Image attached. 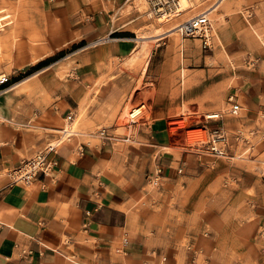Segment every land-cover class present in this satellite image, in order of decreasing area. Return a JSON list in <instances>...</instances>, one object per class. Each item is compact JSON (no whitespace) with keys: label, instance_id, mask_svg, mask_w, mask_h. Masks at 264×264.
<instances>
[{"label":"rangeland","instance_id":"374dc122","mask_svg":"<svg viewBox=\"0 0 264 264\" xmlns=\"http://www.w3.org/2000/svg\"><path fill=\"white\" fill-rule=\"evenodd\" d=\"M65 1L73 2L77 12L103 11L111 28L131 39L126 40L123 57L102 64L89 79L78 77L76 64L84 43L72 42L74 24L59 8ZM189 1L183 17L160 24L144 0H0V72L11 76L8 88L13 87L0 96V131L11 137L13 146L28 151L20 155L22 160L53 142L71 111L76 119L72 127L79 134L69 142L75 147L105 148L110 156L103 171L110 177L123 174L127 162H141L146 148L156 154L150 173H155L159 157L185 162L173 177L163 176L155 183L148 174L136 186L125 239L143 249L148 264H264V95L250 100L237 76L241 72L247 73L246 78L253 72L264 76V0H223L209 14L212 49L196 48L190 62L181 59L178 31L171 45L169 36L135 40L215 4V0ZM248 21L261 41L256 38L247 44L225 32L233 24L247 26ZM216 23L224 28L221 38L234 68L216 52L220 43ZM154 49L159 55L145 76ZM159 61L160 73L152 75ZM133 91L134 100H149L147 119L134 133L136 142L102 146L97 130L114 128L132 105ZM230 94L241 106L235 115L227 113ZM115 107L117 112L106 114V109ZM218 111H223L220 120H203L205 113ZM93 118L88 127L86 122ZM158 121L162 132L154 134L153 123ZM177 121L184 125L179 127ZM200 125L207 127L205 140L213 139L212 133L221 137L215 145L223 147L226 156L193 153L194 142L184 141V133ZM10 168L0 169V182H10L6 175Z\"/></svg>","mask_w":264,"mask_h":264},{"label":"crops","instance_id":"0c3cea01","mask_svg":"<svg viewBox=\"0 0 264 264\" xmlns=\"http://www.w3.org/2000/svg\"><path fill=\"white\" fill-rule=\"evenodd\" d=\"M59 8L74 24L72 42L84 43L76 64L78 77L89 79L102 64L125 55L127 41L131 39L114 36L113 33H118L117 29L111 28L103 11L86 9L77 12L71 1H65ZM229 9V6L225 7L228 13ZM233 20L236 22L235 18ZM247 24H233L225 32L231 37H241L247 44L256 38L261 41L252 23L248 21ZM217 26L220 43L216 52L234 68L221 38L224 28L219 23ZM157 54V49H154L147 61L145 76L152 72V61ZM155 64L158 68L153 70L152 75H159L163 63L159 61ZM245 75L246 72H241L237 76L242 77L240 87L245 89L250 100L263 96L264 76L258 72H253L248 78ZM118 110L119 107L108 108L106 114H114ZM95 119L87 121L86 125L92 126ZM161 128L162 122H154L152 131L158 134L162 132ZM152 144L150 146L156 147ZM105 151L103 147L100 150L89 146L79 148L67 142L48 154L55 160V165L49 176L39 174L31 183L32 187L0 182V264L149 263L143 249L125 238L129 203L136 186L151 172L153 149L146 148L145 153L140 154L141 162H127L124 173L114 177L103 171L110 156ZM27 152L21 145L13 146L11 137L0 131V169L14 167L21 161L20 155ZM159 158L157 167L167 178L173 177L175 170L186 164L183 161L179 163L172 156ZM16 245L28 251L21 254ZM165 258L163 256L160 260L163 262Z\"/></svg>","mask_w":264,"mask_h":264},{"label":"built area","instance_id":"2783aa9c","mask_svg":"<svg viewBox=\"0 0 264 264\" xmlns=\"http://www.w3.org/2000/svg\"><path fill=\"white\" fill-rule=\"evenodd\" d=\"M147 5L148 13L158 20H168V19H180L185 14L186 10L182 7L180 0H144ZM211 21L208 16L207 11L203 13H198L189 17L188 19L181 22L179 25V34L181 38L180 44V56L182 61L190 62L194 55L196 48L200 51L206 52L212 49L211 41ZM187 42H190V47L188 48ZM182 63V62H181ZM182 67L180 68V70ZM11 76L6 73L0 72V96L8 88L10 84ZM227 102L229 103V109L227 113L230 115H235L240 111V104L237 101L235 95L230 94L227 97ZM149 106L148 98H141L136 103L132 104L130 108L125 112L123 117L119 119L118 123L115 124L112 130L109 127H101L97 130L99 139L102 141V145L108 144L114 146L118 142H123L126 144L134 143V133L138 127L144 123L147 119L146 111ZM223 111H218L210 113L209 115L204 114L203 120H220L223 116ZM74 114L68 111L64 116L65 123L59 128V135L52 141L47 143V145L34 153L29 158L22 159L17 165L11 167L7 170L6 175L9 178L10 184L19 185H30L39 174L43 176H49L52 167L55 165V160L48 157V154L55 152L62 144L69 142L71 137H76L79 132L71 129V123L73 121ZM169 123V122H168ZM167 123V130L169 131L170 125ZM202 129L206 130L205 125L195 126L186 129ZM120 129V133H116V130ZM217 133V132H214ZM213 136H218L213 134ZM61 139L58 140V137ZM221 138V137H220ZM222 137V141H223ZM59 146V147H58ZM84 145L79 144V148ZM192 151L194 154L201 156L205 154H210L216 157L226 156V151L223 147H218L215 145L213 139H197L194 141L192 146ZM185 165L177 168V172L181 173ZM149 178L157 181L163 178V171L160 167H156L155 173H149ZM19 248L21 254H25L28 249L15 246ZM48 249V248H46ZM190 247H188V250ZM53 251L51 249H48Z\"/></svg>","mask_w":264,"mask_h":264},{"label":"bare ground","instance_id":"6f19581e","mask_svg":"<svg viewBox=\"0 0 264 264\" xmlns=\"http://www.w3.org/2000/svg\"><path fill=\"white\" fill-rule=\"evenodd\" d=\"M181 1V5H182V7L186 10L189 6H190V1L189 0H180ZM223 0H215V4L213 3V4H210L207 8H205L204 10H202V11H199V12H197V13H195V14H193V15H196V14H198V13H203V12H206L207 11V13H208V16H209V14L210 13H212L218 6H219V4L222 2ZM192 7V6H191ZM193 15H191V16H193ZM190 16V17H191ZM171 19H168V20H161V22H160V24H165V23H168V22H171L170 21ZM186 20V19H185ZM181 24V22H179V23H171V24H169L168 26H167V28L166 29H164V30H161V31H159V32H157V33H154V34H152V35H150V36H142V35H138V36H136L135 37V40L136 41H138V40H147V39H150V38H153L155 41H157L160 37H162V36H169L170 37V45L171 44H173L174 43V41L176 40V37L174 38L173 36H174V33L176 32V31H178L179 32V30H178V28H179V25ZM216 25H218L217 23H216ZM212 26V25H211ZM218 27V26H217ZM215 30H216V28H214ZM213 29H212V27H211V32H213L212 31ZM213 34V33H212ZM180 35V34H179ZM141 42V41H140ZM175 44V43H174ZM142 46V45H141ZM38 73V72H37ZM36 73V74H37ZM13 87H10V88H7L3 93H2V95L5 93V92H7V91H9V90H11ZM132 93V92H131ZM131 96V103L132 104H134V103H136L139 99H141V98H139V99H137V100H134V99H136V93H135V91H133V93L130 95ZM130 102V101H129ZM212 113H214V112H212ZM193 114H195V113H193ZM206 115H209L210 113H205ZM76 119H73V121H72V123H71V129H73V127H72V125L74 124H76V121H75ZM179 121H177V123L176 124H179L178 126L179 127H182V125H184V124H182L183 122H179ZM178 127V128H179ZM185 127V126H184ZM189 131H187L186 130V132L184 133V141H186L187 143H193L194 142V140H197V139H203L204 138V135H205V138H206V131H204V130H202V129H194V130H190V129H188ZM79 134V133H78ZM59 139L58 140H60L61 139V136L60 137H58ZM204 138V139H205ZM218 138H220V136H214V138H213V141L214 142H216L217 141V139ZM56 144H57V142H56Z\"/></svg>","mask_w":264,"mask_h":264},{"label":"trees","instance_id":"16d2710c","mask_svg":"<svg viewBox=\"0 0 264 264\" xmlns=\"http://www.w3.org/2000/svg\"><path fill=\"white\" fill-rule=\"evenodd\" d=\"M114 34V36H121V35H123L124 33H113Z\"/></svg>","mask_w":264,"mask_h":264}]
</instances>
